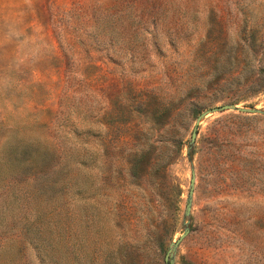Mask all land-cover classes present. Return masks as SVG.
Returning <instances> with one entry per match:
<instances>
[{"label":"rangeland","instance_id":"rangeland-1","mask_svg":"<svg viewBox=\"0 0 264 264\" xmlns=\"http://www.w3.org/2000/svg\"><path fill=\"white\" fill-rule=\"evenodd\" d=\"M222 104L264 111V0H0V264H264V113L190 142Z\"/></svg>","mask_w":264,"mask_h":264},{"label":"trees","instance_id":"trees-1","mask_svg":"<svg viewBox=\"0 0 264 264\" xmlns=\"http://www.w3.org/2000/svg\"><path fill=\"white\" fill-rule=\"evenodd\" d=\"M166 106L159 105L152 113H150L153 127L158 129L160 126H164L167 121L166 117ZM132 121V120H131ZM131 121L128 123L131 124ZM179 140V139H178ZM177 140L175 144L176 149V160L179 159L181 153V142ZM131 150V149H130ZM168 156L164 155L161 150L151 149L142 151L140 153L129 152L126 158V169L128 178L132 179L135 177L141 178L143 182H151L152 191L154 193L163 184L168 176V168L171 163ZM180 201V190L177 192L176 210L179 209L178 203ZM129 208L132 210L133 206ZM129 222L131 225L134 224L131 216H129Z\"/></svg>","mask_w":264,"mask_h":264},{"label":"water","instance_id":"water-1","mask_svg":"<svg viewBox=\"0 0 264 264\" xmlns=\"http://www.w3.org/2000/svg\"><path fill=\"white\" fill-rule=\"evenodd\" d=\"M227 109L238 110L241 112H250V113H264V111H260L256 108L238 107L234 104H222V105L213 106L211 108L206 109L205 111H203L201 114L198 115L196 122L194 124V127L192 129L190 142L194 143V140L197 134L198 124L204 116H206L208 113H211V112H221ZM190 185H191V189H190L189 194L191 195L193 192L194 178L191 179ZM187 210H189V205L187 206ZM186 234L187 232L185 231L174 243H172V246L167 250L165 257H164L165 264H173V260L170 255L171 251L173 248H175L179 244V242L186 236Z\"/></svg>","mask_w":264,"mask_h":264}]
</instances>
